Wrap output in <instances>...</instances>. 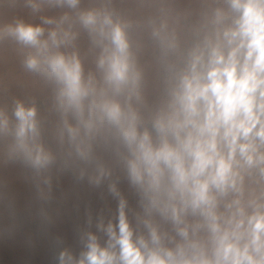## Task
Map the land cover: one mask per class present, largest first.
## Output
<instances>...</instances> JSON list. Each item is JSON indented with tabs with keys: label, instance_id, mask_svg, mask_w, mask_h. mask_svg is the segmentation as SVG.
<instances>
[{
	"label": "clouds",
	"instance_id": "1",
	"mask_svg": "<svg viewBox=\"0 0 264 264\" xmlns=\"http://www.w3.org/2000/svg\"><path fill=\"white\" fill-rule=\"evenodd\" d=\"M25 5L55 15L0 42L48 96L0 102V233L32 217L57 264H264V0ZM66 182L115 220L70 237Z\"/></svg>",
	"mask_w": 264,
	"mask_h": 264
},
{
	"label": "rangeland",
	"instance_id": "2",
	"mask_svg": "<svg viewBox=\"0 0 264 264\" xmlns=\"http://www.w3.org/2000/svg\"><path fill=\"white\" fill-rule=\"evenodd\" d=\"M181 10L189 9L198 0H174ZM55 12L42 5L41 10L33 12L25 5V0H0V26L21 20L25 23L39 24L41 16H53ZM81 55L85 59L86 70L91 67V56L88 54V43L85 38L79 41ZM23 50L16 44L0 42V102L11 97H37L45 99L48 96L47 87L38 78L27 73L21 64ZM18 239V237H17ZM7 249V243L0 241V250ZM30 249L29 243L16 242L15 257H0V264H25L27 259L22 257L23 251ZM1 251V255H2Z\"/></svg>",
	"mask_w": 264,
	"mask_h": 264
},
{
	"label": "crops",
	"instance_id": "3",
	"mask_svg": "<svg viewBox=\"0 0 264 264\" xmlns=\"http://www.w3.org/2000/svg\"><path fill=\"white\" fill-rule=\"evenodd\" d=\"M122 187L125 186L122 185ZM89 212L93 226L101 217L107 224L109 220H115L116 201L106 191L101 196L99 193H93L86 188L76 187L66 182L65 191L60 200L58 218L60 228L68 232L71 237L75 226L86 225ZM93 230H95L94 227ZM17 240L29 243L30 249L22 253V257L27 259L25 264H57L45 232L37 227L32 217L22 218L15 232L0 233V241L7 243V249L0 250V257H15ZM1 251H3L2 255Z\"/></svg>",
	"mask_w": 264,
	"mask_h": 264
}]
</instances>
